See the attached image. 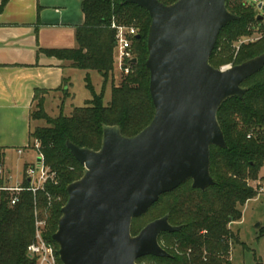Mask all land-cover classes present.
Here are the masks:
<instances>
[{
	"label": "trees",
	"instance_id": "16d2710c",
	"mask_svg": "<svg viewBox=\"0 0 264 264\" xmlns=\"http://www.w3.org/2000/svg\"><path fill=\"white\" fill-rule=\"evenodd\" d=\"M171 4L176 0H159ZM8 0H0V12ZM227 10L236 18L225 25L218 34L209 63L219 68L231 58L232 44L241 37L257 30L261 33L254 41L241 44L233 65L239 64L264 52V16L246 0H226ZM84 21L75 28L77 46L73 48H39L41 52L58 60L69 62V66L85 71V87L91 97L83 106H77L69 114L49 116L43 109V100L37 102V110L30 111V120H43L44 125L30 128L28 144L32 143L42 157V163L54 173L43 189L35 194L28 190L30 181L25 175L24 188L14 204L15 195L0 190V264H37V259L27 253L28 245L35 234L36 217L45 219L52 196H62L54 202L43 227V237L55 248L57 264L58 245L52 239L57 229L60 208L67 201L66 186L82 175L83 166L73 157L65 142L98 149L101 143L102 125H118L124 136H133L146 127L153 118L154 105L149 92V71L145 67L147 58L146 39L151 18L148 11L126 0H82ZM134 25L138 34L133 37L132 51L136 62L129 74L121 75L118 85L110 83V96L104 102V89L97 93L89 71H97L103 79V87L114 69L115 30L111 22ZM71 83L63 78L61 89L69 94ZM245 89L243 98L226 100L217 112L226 147L210 146V175L214 184L205 190L193 188L190 179L175 189L161 194L153 206L161 207V215L168 214L172 225H181L178 232H162L161 236L178 242L185 252L172 257L148 256L156 264H232V245L239 243L238 236L229 224L240 220L241 208L257 196V189L249 181L257 180L264 165V66L241 83ZM47 89L36 88L33 101ZM38 142L37 149L34 143ZM3 153H0V164ZM150 207V208H151ZM149 208V209H150ZM148 209V210H149ZM146 214V213H145ZM142 216L133 218L131 233L136 234L149 221L138 223ZM262 234V233H261ZM146 257V256H145ZM255 264H261L259 260Z\"/></svg>",
	"mask_w": 264,
	"mask_h": 264
},
{
	"label": "water",
	"instance_id": "95a60500",
	"mask_svg": "<svg viewBox=\"0 0 264 264\" xmlns=\"http://www.w3.org/2000/svg\"><path fill=\"white\" fill-rule=\"evenodd\" d=\"M225 1L126 0L151 18L145 67L154 115L129 137L118 125L103 124L96 150L66 140L83 171L66 186L67 201L52 234L62 264H137L145 256L172 257L158 237L180 231L181 225H172L166 213L133 235L132 220L188 179L200 190L214 184L210 146L226 147L217 112L229 98L242 99L241 83L264 66V52L226 69L209 63L219 31L236 18Z\"/></svg>",
	"mask_w": 264,
	"mask_h": 264
},
{
	"label": "crops",
	"instance_id": "0c3cea01",
	"mask_svg": "<svg viewBox=\"0 0 264 264\" xmlns=\"http://www.w3.org/2000/svg\"><path fill=\"white\" fill-rule=\"evenodd\" d=\"M81 3L8 0L0 12V187L20 186L25 169L35 162L26 148L34 90L54 91L63 78L71 83V70L76 68L39 48L77 46L75 28L84 21ZM11 150L21 160L19 176L12 184L8 182L10 176L4 174L5 155Z\"/></svg>",
	"mask_w": 264,
	"mask_h": 264
},
{
	"label": "rangeland",
	"instance_id": "374dc122",
	"mask_svg": "<svg viewBox=\"0 0 264 264\" xmlns=\"http://www.w3.org/2000/svg\"><path fill=\"white\" fill-rule=\"evenodd\" d=\"M249 4H253L256 7V11L260 14L259 16H264V4L259 9L258 5L253 3L252 0H246ZM264 1V0H263ZM261 33L257 30L253 31L249 36L241 37L237 42L232 44V49L230 52L231 58L228 62L219 66L231 64L236 60V54L239 50L241 44H245L251 41H254L259 37ZM238 46V49L236 48ZM237 50V51H236ZM236 51V52H235ZM91 82L94 86V89L97 93L101 92L104 89V102L109 100L110 96V83L113 82L115 85H118L121 81V73L114 66L112 76L107 80L105 86L103 87V79L97 71H89ZM85 71L81 69H72L71 70V86L69 88V94L64 95L61 89L54 91H48L46 93H40L38 98L33 102L32 111L37 110V102L40 98L43 100V109L49 116H57L59 113L63 112L64 114H69L74 107L83 106L85 100L91 97L90 92L85 87L84 82ZM43 120H32L31 128L35 126L44 125ZM32 142V141H31ZM27 145V150L29 153L37 160L38 152L33 150L32 143ZM21 160L19 154L15 150L8 151L5 155V166L4 174L10 179L8 182L10 184L15 183L16 179L19 176L21 169ZM10 169V170H9ZM51 177L54 173L49 172ZM26 175V173H25ZM257 180L249 181V184L257 189V196L248 200L244 206L241 208L242 216L240 220L234 221L229 224V228L235 232L238 236L239 243L232 245L230 259L232 264H255L257 260L264 264V165L260 170V174ZM262 189V191H260ZM51 204L48 205L46 210L45 220L50 217V210L54 202H61L62 196H52ZM161 207L153 206L151 207L146 214L142 217L141 220H138V223L149 221L155 217L161 215ZM262 233V234H261ZM159 243L166 250L172 253L182 252L185 250L180 247L178 242L169 237L161 236ZM169 252V253H170ZM137 264H156V261L148 256L139 258L136 261Z\"/></svg>",
	"mask_w": 264,
	"mask_h": 264
},
{
	"label": "built area",
	"instance_id": "2783aa9c",
	"mask_svg": "<svg viewBox=\"0 0 264 264\" xmlns=\"http://www.w3.org/2000/svg\"><path fill=\"white\" fill-rule=\"evenodd\" d=\"M263 0H252L253 3L259 4ZM261 2V3H262ZM111 28L115 30V42H114V66L119 70L122 75L129 74L132 70V60L134 59V53L132 51L133 37L138 34L137 27L134 25L118 24L115 21L111 22ZM238 49V46H236ZM237 51V50H236ZM235 51V52H236ZM232 66L231 64L223 65L220 68L226 69ZM39 146L38 142L34 143L35 149ZM21 152V150H18ZM40 158L38 162H35L28 166L25 173L26 177L30 180V186L27 188L35 194L38 189H43V185L48 179H53L47 167L42 163L41 155H37ZM24 188L20 186L14 187H0V190H8L14 192L15 195L10 199V204H14L18 200V193ZM262 191V189H260ZM46 220L36 217L35 212V234L33 241L27 247V253L31 257L37 259V264H57V258L55 248L52 243L48 242L43 237V227ZM183 254L182 252H177Z\"/></svg>",
	"mask_w": 264,
	"mask_h": 264
}]
</instances>
